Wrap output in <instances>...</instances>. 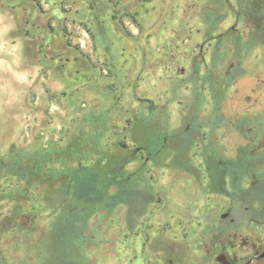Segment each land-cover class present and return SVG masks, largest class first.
Here are the masks:
<instances>
[{
    "label": "rangeland",
    "instance_id": "rangeland-1",
    "mask_svg": "<svg viewBox=\"0 0 264 264\" xmlns=\"http://www.w3.org/2000/svg\"><path fill=\"white\" fill-rule=\"evenodd\" d=\"M91 1L103 5L99 20L104 24V37L98 34L89 0H0V158L62 145L82 112L105 100L104 88L114 81L107 73L110 62L126 85L112 113L119 125L124 122L125 110L137 106L133 93L167 102L176 126L190 95L197 93L199 85L208 88L209 78L203 77L198 84L194 68L199 46L203 44L207 67L215 47L206 37L203 20L204 11L214 6L211 0ZM228 11L227 1L219 6L223 18L216 33L225 32L234 21ZM261 24L264 30L263 20ZM242 27H246V36L253 25L248 22ZM230 46L222 41L221 52ZM253 60L239 64L247 68L253 66ZM222 61L229 65V58ZM256 71L260 80L243 79L231 86L224 103L227 115L247 109L264 114V91L253 103L241 98L255 81L264 78V66ZM257 87L264 88V83ZM235 88L241 93L235 94ZM203 94L202 111L207 113L213 104L207 90ZM257 127L264 129V119ZM205 132L204 143L211 146L215 142L233 154L228 151L236 144L231 129L219 130L216 135ZM193 150L196 174L158 170L153 179L156 199L134 230L126 228L124 205L109 214L99 211L89 219V254L96 264H207L196 251L197 237L205 234L224 198L209 190L208 179L200 172V147ZM135 165L131 163L129 168ZM9 182L2 177L0 187ZM24 205L37 210L36 215L22 217L31 232L12 229L0 235L4 264L15 263L26 244L43 235L50 220V211L42 208L37 198ZM11 206L9 199H0V214H7Z\"/></svg>",
    "mask_w": 264,
    "mask_h": 264
},
{
    "label": "trees",
    "instance_id": "trees-1",
    "mask_svg": "<svg viewBox=\"0 0 264 264\" xmlns=\"http://www.w3.org/2000/svg\"><path fill=\"white\" fill-rule=\"evenodd\" d=\"M211 1L214 6L203 16L208 34L223 18L219 6L226 4V0ZM247 1V11L252 12L253 6ZM98 5L89 0L98 34L103 36L104 24L99 20L103 5ZM258 10L264 17V3ZM105 49L109 50L107 43ZM107 73L114 81L104 88L105 100L92 103L82 112L62 145L0 158V179L10 181L0 187V199L12 202L8 213L0 214V235L12 229L31 232L22 217L36 215L35 208L24 205L34 198L51 213L43 235L29 241L13 264H96L89 254V219L94 214H109L124 205L125 225L132 231L156 199L153 179L158 170L171 168L196 174L193 149L202 141V129L212 131L219 123L218 106L212 105L201 116L203 99L193 92L184 104L181 123L173 126L167 102L133 93L137 106L125 110L126 117L119 125L112 113L126 85L117 78L113 62L108 64ZM116 91L118 94L108 99ZM203 155L210 163L212 185L223 187V166ZM131 163H136L134 168H129ZM249 168L243 167L246 171ZM232 169H236L235 163ZM0 264H4L1 252Z\"/></svg>",
    "mask_w": 264,
    "mask_h": 264
},
{
    "label": "flooded vegetation",
    "instance_id": "flooded-vegetation-1",
    "mask_svg": "<svg viewBox=\"0 0 264 264\" xmlns=\"http://www.w3.org/2000/svg\"><path fill=\"white\" fill-rule=\"evenodd\" d=\"M226 1L229 8L228 15H232L234 21L225 32L205 33L207 39L214 41L215 44L214 50L209 55L210 65L208 67L206 65L203 44L199 46L195 56L196 81L200 84L203 77L209 78L208 88L202 84L198 86L196 92L202 97L207 90L212 104L218 106L219 112V123L214 125L212 131L204 127L202 141L196 145L200 147L202 154L200 172L208 179L211 193L224 198V202L217 206L213 222L209 224L205 234L198 235L200 241L196 251L200 252L207 264H264V129L257 127L259 121L264 119V114L258 112L259 110L250 112L251 110L247 109L241 114L229 116L224 108L231 86L243 79L258 77L260 80L256 70L264 66V30L261 28L264 17L257 8L263 5L264 0H250V5L253 6L252 12L247 11L245 4L247 0ZM248 22L253 27L251 32L248 31L244 36L246 27L242 25ZM222 41L231 45L225 53L220 49ZM225 58H229L227 66L222 63ZM250 58L254 59L251 61L253 66L247 65L246 68L239 64L240 61L249 63ZM201 62L205 64L202 66ZM259 82L264 83V78L255 81L256 84L241 96L247 103L260 99L264 88L257 87ZM234 91L235 94H240L242 90L235 88ZM202 109L203 107L200 111L201 116L206 114ZM227 128L231 129L236 143L228 148L233 154H227V147L218 144L217 146L215 142L211 146L204 143L207 134L205 130L216 135L219 130ZM203 154L210 156L211 160H217L223 166L225 183L223 187L214 188L212 185L214 179L210 177L208 170L210 163L205 161ZM233 163L236 166L234 170ZM244 166H249V170H244ZM232 173L237 175L233 177Z\"/></svg>",
    "mask_w": 264,
    "mask_h": 264
}]
</instances>
